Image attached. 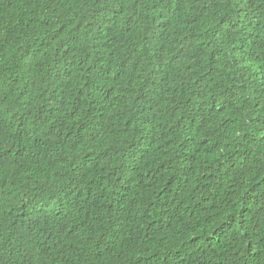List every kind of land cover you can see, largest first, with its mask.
I'll use <instances>...</instances> for the list:
<instances>
[{
  "label": "trees",
  "instance_id": "trees-1",
  "mask_svg": "<svg viewBox=\"0 0 264 264\" xmlns=\"http://www.w3.org/2000/svg\"><path fill=\"white\" fill-rule=\"evenodd\" d=\"M0 264H264V0H0Z\"/></svg>",
  "mask_w": 264,
  "mask_h": 264
}]
</instances>
